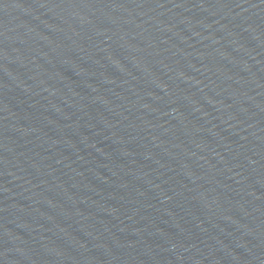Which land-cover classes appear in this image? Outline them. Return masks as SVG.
<instances>
[{
    "label": "water",
    "instance_id": "95a60500",
    "mask_svg": "<svg viewBox=\"0 0 264 264\" xmlns=\"http://www.w3.org/2000/svg\"><path fill=\"white\" fill-rule=\"evenodd\" d=\"M238 0H0V264H250Z\"/></svg>",
    "mask_w": 264,
    "mask_h": 264
}]
</instances>
